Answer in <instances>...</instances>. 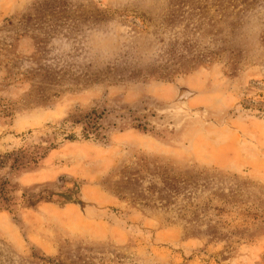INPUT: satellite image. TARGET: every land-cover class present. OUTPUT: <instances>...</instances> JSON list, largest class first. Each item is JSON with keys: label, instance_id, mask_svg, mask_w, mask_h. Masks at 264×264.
<instances>
[{"label": "rangeland", "instance_id": "obj_1", "mask_svg": "<svg viewBox=\"0 0 264 264\" xmlns=\"http://www.w3.org/2000/svg\"><path fill=\"white\" fill-rule=\"evenodd\" d=\"M0 264H264V0H0Z\"/></svg>", "mask_w": 264, "mask_h": 264}]
</instances>
